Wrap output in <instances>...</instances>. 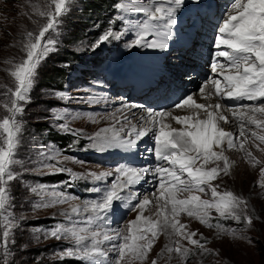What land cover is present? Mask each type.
I'll return each instance as SVG.
<instances>
[{"label": "snow or ice", "instance_id": "1", "mask_svg": "<svg viewBox=\"0 0 264 264\" xmlns=\"http://www.w3.org/2000/svg\"><path fill=\"white\" fill-rule=\"evenodd\" d=\"M72 0H46L47 8L40 11L39 16L45 17L46 22L38 27V32L28 31L23 44L25 58L14 63L10 70L14 78V89L8 87L4 95L8 102L3 104L6 114L0 116V249L2 258L7 264L10 252L8 244L11 242L13 230L19 227L18 218L9 211L11 196L10 183L18 177L13 170L17 163L14 159L19 144V134L22 125L18 116L23 113L24 105L30 101V91L33 86L36 71L40 63L55 51L56 41L47 38L50 30H55L60 23V17L69 11ZM185 0H153L143 7L129 2L117 3L115 7L121 11L133 8L138 13L146 15L147 19L134 28V39L126 47H142L146 49L165 50L169 47V39L177 24V11L184 6ZM121 32L106 31L92 45V49L112 40H120ZM151 37V38H149ZM209 76L198 88L200 97L216 103H199L195 94L183 96L172 106V110L144 109L138 124H133L127 115L116 119L117 124L109 128H101L93 136L88 137L90 147L104 152L110 149L134 150L138 143L147 136H151L154 148L150 151L154 155L157 165L155 169L136 168L130 165H118L114 171L75 173L71 169L58 166L61 152L51 147L47 151H40L39 158L42 167L48 168L50 174L68 172L71 179L68 187L77 179H91L92 181H106L114 176L111 186L106 189L93 188L91 191L102 192V196L94 201L79 205L71 209V214L65 213L67 224H57L47 230L45 238L72 239L74 246L59 254L60 259L76 257L88 261V264H113L109 252L115 253L114 264H131L132 260L143 261L159 235L161 230L171 229V234L186 240L190 245L200 249L202 253L210 250L205 243L194 239L195 232H189L177 217L181 213L195 217L201 224L208 227L223 229L221 224L210 223L211 211L214 210L220 218L232 219L252 224V217L246 213V201L231 191H218V185H213L220 173L227 175L230 161L224 155L225 148L245 151L249 162L255 166L259 163L250 151L245 150L248 136L246 125L255 126L257 131L250 135L259 141L258 150L264 151L259 145L264 144V0H233L224 14V19L216 30L213 43ZM232 100L233 105L226 106L220 101ZM241 101H251V104H241ZM130 106L122 104L116 109L123 113ZM176 110L187 111V115H174ZM225 112L231 113L239 128V136L221 127L220 122L229 123ZM59 115L56 119H61ZM95 122V117H90ZM170 121H175V127ZM124 125H128L126 128ZM59 127L72 135L82 134L73 130L67 124ZM126 133V135H124ZM243 138V139H241ZM65 160L68 157H64ZM50 161H55L51 163ZM223 161L215 167H206L210 163ZM151 173L156 181L155 197L157 217L153 220L143 216L144 210L152 201L144 196L135 205L140 193L132 190L133 186L145 180ZM258 186L264 189V167L260 168ZM210 191L211 199H202L197 193L206 194ZM31 191L40 197V202L33 205L34 209L51 207L56 204L67 203L78 199L65 192L51 190L47 186L32 187ZM188 193L185 198L180 194ZM116 202L130 210H139L136 219L128 224V235H122L116 230L110 234L101 228L103 222L113 209ZM244 206V207H242ZM84 214L83 220L73 224V216ZM171 216V219L169 218ZM95 227V230H93ZM229 231L232 234L231 230ZM110 242L109 250L102 245ZM174 245V246H173ZM166 251L176 253L182 261L192 254L191 250L175 240L166 245ZM153 264H156L153 261Z\"/></svg>", "mask_w": 264, "mask_h": 264}, {"label": "rangeland", "instance_id": "2", "mask_svg": "<svg viewBox=\"0 0 264 264\" xmlns=\"http://www.w3.org/2000/svg\"><path fill=\"white\" fill-rule=\"evenodd\" d=\"M191 1L194 0H185V4ZM126 2L129 0H117L115 5ZM152 2L153 0H130V3L136 6H145ZM115 5L110 11H105L102 16H93L87 20L83 19L85 14H83L81 0H72L69 11L59 18L60 23L56 29L50 30L47 35V38L56 41L55 51L49 53L38 66L29 93L30 101L24 105L23 113L18 116L22 130L14 157L17 163L13 166L18 178L9 186L11 204L8 210L18 218L19 227L13 230L11 242L8 244L10 255L7 264H69L66 259L76 260L72 264H88V261L76 257L60 259L59 254L73 247L74 241L46 239L45 233L57 224L68 226L65 213L71 214L73 207L79 205L82 209L85 203L99 199L103 193L91 191V189L94 187L106 189L111 186L114 179V176L108 177L106 181H92L90 178L77 179L71 187H68L70 174L68 172L50 174L48 168L42 167V161L38 156L40 151H47L49 147L60 151L61 163L58 166L71 169L75 173L114 171L118 165L154 170L157 165L150 151L154 148V142L151 143L153 147H143V144L139 143L138 149L134 150L136 159L129 153L124 157H117L119 154L117 149L100 152L90 147L88 137L93 136L101 128L121 127V124L116 123V119L123 115H127L133 124H138V118L141 116L139 110L144 111L147 107L154 106L164 97L158 94L153 96L150 89L136 87L125 77L128 74L141 78L144 73L143 67L148 64L146 48L128 49L126 47L134 39L135 26L144 22L147 17L143 13L136 12L134 8L121 11ZM229 6L223 10L221 19L224 18ZM46 8V0H0V116L6 114L3 104L8 102V96L4 93L8 87L14 89V78L11 77L10 70L14 63L20 62L26 56V52L23 51L26 33L38 32V27L46 22L45 17L39 16V12L45 11ZM108 30L121 32L123 36L120 40L110 39L93 50L92 45ZM174 47L176 46L172 48ZM62 50L72 52L69 55L71 57L69 61H61L60 58L65 56L60 54ZM167 53L168 59L164 66H169L170 70L178 73L180 70L177 71L172 66V63L177 61V57L169 51L164 55ZM180 63H184L183 60ZM128 64L129 69L125 71ZM54 67L60 68L63 79ZM118 67L123 68L121 75L124 77L113 74L112 71ZM184 71L188 69L185 68L177 76L183 78ZM206 79L207 77L200 82L197 81L198 85L195 88V82L192 81L191 90L194 89L192 92L198 93L199 86ZM132 102L138 109H132L134 107ZM239 103L251 104L252 102ZM122 104L130 107L123 113H117L116 109ZM223 104L230 106L227 103ZM172 106L167 110L172 109ZM155 109L158 110V108ZM57 115L62 118L56 119ZM90 117H95V122ZM258 118L264 119L259 116ZM61 124H67L70 129L79 130L82 134L72 135L65 132L59 127ZM220 124L225 123L221 121ZM124 126L128 127V125ZM235 127L238 128L237 123ZM246 128L249 138L245 143V150L250 151L259 163L253 166L246 157L245 151L239 150V145L237 149L225 148L224 155L230 161L229 173L227 175L220 173L212 184L219 186L218 191H231L234 195L242 197L246 201V213L252 217V224L247 225L243 220L237 222L220 218L212 210L210 223L223 226V229H218L201 224L195 217L181 213L177 217L179 222L184 224L189 232H195L196 235L193 238L205 243V247L210 251L202 253L186 240L171 234V229L161 230L146 258L143 261L132 260L131 264H153V261L156 264H185L176 253L169 254L166 251L165 246L171 245L175 240H179L182 246L191 250L192 254L186 264H264V249L260 248L262 244L264 245V189L258 186V181L261 179L260 168L264 167V151L258 150L256 145L259 141L250 135L251 131H257L255 126L246 125ZM227 129L230 130V128ZM53 130L64 135V146L58 144L53 138L51 135ZM232 132L239 136V128L237 133L233 130ZM259 147L264 149V144ZM64 157L68 159L65 160ZM50 162L55 163V161ZM217 164L223 167V161L210 163L206 167H215ZM55 174H59V179L52 177ZM148 177L149 180L145 179L143 182V193L138 200L132 201V204L135 205L144 196H148L152 203L144 210L143 216L162 220L163 217L156 215L157 207L155 197L152 195L156 181L152 174L149 173ZM39 185L47 186L49 190L55 186L56 190L78 199L34 209L33 205L40 202V197L33 193L31 188ZM134 189L133 187L132 190ZM197 194L202 199H211L210 191L206 190V194ZM187 195L188 193H182L180 198H185ZM138 213V209L135 211L126 209L121 206V202H116L101 228L110 234H115V231L119 230L122 235H128V224L136 219ZM84 218V214L74 215L72 222L76 224ZM169 218L171 219V216ZM225 230H231L232 234ZM102 247L106 251L109 250L110 242H106ZM115 255L109 252L113 264ZM2 256L3 250L0 249V264H5Z\"/></svg>", "mask_w": 264, "mask_h": 264}, {"label": "bare ground", "instance_id": "3", "mask_svg": "<svg viewBox=\"0 0 264 264\" xmlns=\"http://www.w3.org/2000/svg\"><path fill=\"white\" fill-rule=\"evenodd\" d=\"M232 2L233 1H231L230 3H232ZM208 4H209V2L206 3V5H205L206 8H207ZM220 5H222V3H219V6ZM140 7H143V6H140ZM200 8H201L200 0H194V1L189 2L188 4H185L183 8H180L177 11V13H176L177 24L175 25V27L173 29V34L168 41L169 47L165 50L147 49V50H149V58L152 61L153 66L150 69L145 71V74L142 78H140V79H136L134 77L131 78L132 82L135 84V86H145L147 88L152 89V91L158 93L159 95L167 93V95L162 100H160L159 102H156L155 106L152 105V106H149L147 108H153V109L158 108V110H160V109H166L167 110L168 107L172 106L169 104L173 103L174 101L178 100L179 98H183V96H185L186 94H189V93L195 94V98L197 99V102H199V103H216V102H218L217 98H215V97H213V99L211 101L204 100L200 97L199 93L192 92L194 89L191 90L192 81L195 82V84H194V88H195L201 79L204 80V78H206V77L208 78L209 76L212 75L210 67L207 68V66L209 65L207 62V60H208L207 57L208 56L212 57V53L214 52L213 43H214L216 32L215 31L212 32V29L214 28V25L216 24V20L213 21L211 26H207L208 22H210L211 18H213V17L211 14L205 15L203 13L196 15L197 11ZM194 25H197V27L200 28L202 31V34L199 35L200 44H197V46H194V44H193V48H195L197 51L198 59L196 60L195 56H193V58H191L187 54H183V57L194 59V60L189 61L190 62L189 65H195V66L187 68L188 71H184V77L183 78H180V77L168 78L167 81H165L164 83H162L159 86H156L157 79L158 78H165L164 77L165 73H166L165 70L169 69V66H167V67L164 66V65H166L165 63L167 62V59H168V53L166 55H164V54L167 51H169L170 53H173V51L175 49L178 50L179 48L185 49V46L188 45L189 41L193 42V33L195 31V28L193 27ZM173 46H176V47L172 48ZM182 60L183 59H180L179 62L175 65L172 64V66H174L177 71H179L181 69V67H178L177 65H181L180 62ZM122 72H123V68L118 67V68H116L115 71H113V74H117L118 76H121ZM220 102L225 103L224 101H220ZM133 106H134V107H132L133 110L138 109V107H136L137 105L135 106V104H134ZM170 110H172V109H170ZM139 112L141 115L144 114V111L139 110ZM187 114H188V112L186 110L185 111L176 110L174 112V115H187ZM225 115L228 116L229 123L228 124H222L221 127H224L226 130H228L227 128H230V130H228V131L232 132V130H233V131H235V133H237L238 128L235 127L236 122L232 118L231 113L225 112ZM138 119H135V120H138ZM170 122L175 127H180L179 125L175 124V121H170ZM152 140H153V138L151 136H147V137H144L139 143H143V144H145V146L148 147ZM145 146H143V147H145ZM151 147H153V146H151ZM134 150L130 151L133 156H135V154H136V151H134ZM144 152H145V150H144ZM145 155H146V153H145ZM121 156H122V154H119L118 157H121ZM148 178L149 177L147 175L146 179H148ZM144 181L145 180H142L138 184L133 186L135 188L134 191H137L140 194L143 193L142 188L144 187V184H143Z\"/></svg>", "mask_w": 264, "mask_h": 264}, {"label": "trees", "instance_id": "4", "mask_svg": "<svg viewBox=\"0 0 264 264\" xmlns=\"http://www.w3.org/2000/svg\"><path fill=\"white\" fill-rule=\"evenodd\" d=\"M81 2L83 3V14H85L83 19L88 20V19L92 18L93 16L94 17L102 16L105 11H110V9L114 7L117 0H81ZM67 52L68 51H66V50H62V52L60 54L65 55V56H62V58H60L61 61H69L70 60L71 57L69 55L72 54V52H68V53ZM75 58L77 59V57H75ZM54 69H56L59 72L60 78L63 79L64 76H62V73H60V71H59L60 68L54 67ZM51 135L53 136V138L56 140V142L58 144H60L62 146L65 145L64 144L65 141H63L64 135H62L61 133H59L55 130L51 131ZM62 176H60V177H62ZM52 177H58L57 179H59V174H55ZM44 178H49V176H44ZM260 248L264 249V245L262 244L260 246ZM66 261L69 264L76 262V260H74V259H66Z\"/></svg>", "mask_w": 264, "mask_h": 264}]
</instances>
